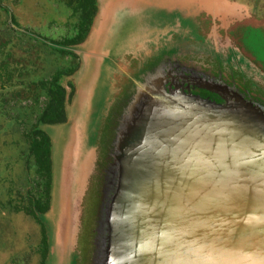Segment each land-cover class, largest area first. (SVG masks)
Segmentation results:
<instances>
[{
  "label": "water",
  "instance_id": "water-1",
  "mask_svg": "<svg viewBox=\"0 0 264 264\" xmlns=\"http://www.w3.org/2000/svg\"><path fill=\"white\" fill-rule=\"evenodd\" d=\"M105 1L51 131L46 264H264V106L237 95L228 111H197L168 98L161 69L115 98ZM227 7L235 22L261 8Z\"/></svg>",
  "mask_w": 264,
  "mask_h": 264
},
{
  "label": "flooded vegetation",
  "instance_id": "flooded-vegetation-1",
  "mask_svg": "<svg viewBox=\"0 0 264 264\" xmlns=\"http://www.w3.org/2000/svg\"><path fill=\"white\" fill-rule=\"evenodd\" d=\"M158 2L105 1L113 11L107 21L115 20L106 31H122L118 74L105 81L115 98L130 78L161 69L168 98L197 111H228L227 100L236 103L237 95L264 106V70L247 44L248 30L264 32V2L243 3L261 8L241 22L227 18L232 8L221 9L237 0H163L157 9ZM99 8V0H0V264H45L41 217L53 181L51 131L67 122L82 64L76 49Z\"/></svg>",
  "mask_w": 264,
  "mask_h": 264
},
{
  "label": "rangeland",
  "instance_id": "rangeland-1",
  "mask_svg": "<svg viewBox=\"0 0 264 264\" xmlns=\"http://www.w3.org/2000/svg\"><path fill=\"white\" fill-rule=\"evenodd\" d=\"M238 1V0H237ZM244 4L246 5H249V4H252V5H257V0H241ZM149 8V7H148ZM111 11H112V8H111ZM113 12V11H112ZM113 14V13H112ZM110 21H113V23L115 22V20H110ZM131 23H128L127 25L129 27H133V25H130ZM126 25V27H127ZM137 27V26H136ZM122 31H119L118 32V35L116 37H114L117 41H118V36H119V33L122 35L121 33ZM124 32H127L125 30V28L123 29V37L122 38H125V33ZM56 36V32L54 33ZM109 36L111 37V35L109 34ZM108 37V36H107ZM247 37H248V42L247 44L249 43V45L252 47L253 51L251 50V52L249 51L248 49V56H250L254 62L259 65L261 68H263L264 70V32L263 31H258V30H248L247 32ZM121 40V39H119ZM258 50L261 52L259 54ZM256 51V52H255ZM104 86H106L105 82H104ZM71 105H69L68 107H70ZM51 200V199H50ZM2 255L5 256L4 260H6V258L9 257L10 253H7V252H4Z\"/></svg>",
  "mask_w": 264,
  "mask_h": 264
},
{
  "label": "trees",
  "instance_id": "trees-1",
  "mask_svg": "<svg viewBox=\"0 0 264 264\" xmlns=\"http://www.w3.org/2000/svg\"><path fill=\"white\" fill-rule=\"evenodd\" d=\"M64 104L65 102L61 103L62 105V113L64 114V116L66 117V110L64 108ZM48 210V209H47ZM46 210V211H47ZM43 223V222H42ZM44 225V224H43ZM44 230H45V264H46V261H47V257H48V251H49V245H48V237H47V232H46V227L44 225Z\"/></svg>",
  "mask_w": 264,
  "mask_h": 264
},
{
  "label": "bare ground",
  "instance_id": "bare-ground-1",
  "mask_svg": "<svg viewBox=\"0 0 264 264\" xmlns=\"http://www.w3.org/2000/svg\"><path fill=\"white\" fill-rule=\"evenodd\" d=\"M108 6V17L110 18V16H112V11H111V8H112V6L109 4V5H107ZM110 24H113V21H108L107 22V25H110ZM108 27V26H107ZM108 36V37H107ZM106 38H110V36H109V33H108V31H106Z\"/></svg>",
  "mask_w": 264,
  "mask_h": 264
}]
</instances>
